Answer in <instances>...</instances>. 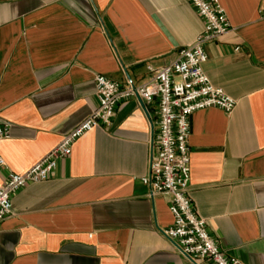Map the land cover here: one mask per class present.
Masks as SVG:
<instances>
[{
  "label": "crops",
  "instance_id": "obj_1",
  "mask_svg": "<svg viewBox=\"0 0 264 264\" xmlns=\"http://www.w3.org/2000/svg\"><path fill=\"white\" fill-rule=\"evenodd\" d=\"M220 2L232 28L205 44L204 69L237 104L192 114L190 197L227 255L264 264V0ZM202 30L189 0H0V184L97 107L96 75L142 84ZM157 130L156 107L132 97L77 139L51 178L14 194L0 264H192L161 232L170 197L141 180Z\"/></svg>",
  "mask_w": 264,
  "mask_h": 264
},
{
  "label": "built area",
  "instance_id": "obj_2",
  "mask_svg": "<svg viewBox=\"0 0 264 264\" xmlns=\"http://www.w3.org/2000/svg\"><path fill=\"white\" fill-rule=\"evenodd\" d=\"M189 1L203 20L202 32L191 44L181 48L170 64L158 68L149 65V77L142 84H135L128 76L124 82H117L102 74L96 75L97 107L28 170L10 172L0 184V230L12 213L15 193L31 183L51 178L59 160L71 153L77 139L96 128L109 127L119 106L136 97L149 115L150 108L156 107L158 130L152 140L149 172L141 180L148 186L151 197L158 194L170 197L173 223L162 229V234L192 264H201L203 260L212 264H246L221 249L190 197V118L193 113L212 107L230 114L237 101L215 86L204 69L208 59L205 44L228 34L232 28L226 11L220 0ZM10 132L11 124L0 118V142L10 138ZM5 164L0 154V166Z\"/></svg>",
  "mask_w": 264,
  "mask_h": 264
},
{
  "label": "water",
  "instance_id": "obj_3",
  "mask_svg": "<svg viewBox=\"0 0 264 264\" xmlns=\"http://www.w3.org/2000/svg\"><path fill=\"white\" fill-rule=\"evenodd\" d=\"M142 105H143V102L141 101Z\"/></svg>",
  "mask_w": 264,
  "mask_h": 264
}]
</instances>
